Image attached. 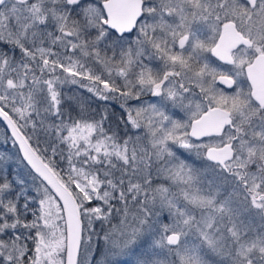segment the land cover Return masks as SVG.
Instances as JSON below:
<instances>
[{"label":"snow or ice","instance_id":"obj_1","mask_svg":"<svg viewBox=\"0 0 264 264\" xmlns=\"http://www.w3.org/2000/svg\"><path fill=\"white\" fill-rule=\"evenodd\" d=\"M0 264H264V0H0Z\"/></svg>","mask_w":264,"mask_h":264}]
</instances>
